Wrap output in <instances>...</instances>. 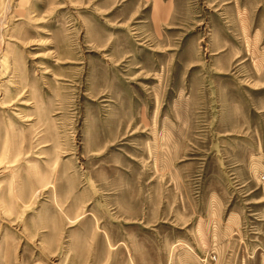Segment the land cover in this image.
<instances>
[{
	"label": "rangeland",
	"instance_id": "obj_1",
	"mask_svg": "<svg viewBox=\"0 0 264 264\" xmlns=\"http://www.w3.org/2000/svg\"><path fill=\"white\" fill-rule=\"evenodd\" d=\"M0 264H264V0H0Z\"/></svg>",
	"mask_w": 264,
	"mask_h": 264
}]
</instances>
